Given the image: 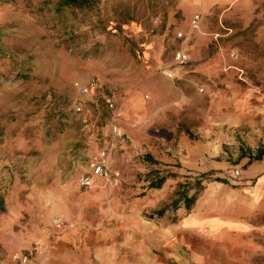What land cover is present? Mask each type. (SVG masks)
I'll list each match as a JSON object with an SVG mask.
<instances>
[{"label":"rangeland","instance_id":"rangeland-1","mask_svg":"<svg viewBox=\"0 0 264 264\" xmlns=\"http://www.w3.org/2000/svg\"><path fill=\"white\" fill-rule=\"evenodd\" d=\"M262 149L264 0H0V264H264Z\"/></svg>","mask_w":264,"mask_h":264},{"label":"built area","instance_id":"built-area-1","mask_svg":"<svg viewBox=\"0 0 264 264\" xmlns=\"http://www.w3.org/2000/svg\"><path fill=\"white\" fill-rule=\"evenodd\" d=\"M201 16L200 14H195L191 20V29H194L198 26V23L200 22ZM177 39L182 42V46L185 44V42L188 40L189 35H185L182 32L177 33ZM175 62L179 65H184L188 62V56L185 53L183 49L178 51L175 55ZM166 76L168 78H172V75L170 73H166ZM96 86L95 80L90 79L87 84L83 87H78V93L79 95H84L91 89H93ZM104 103L109 111H113L115 109V104L113 100L109 97H106L104 99ZM75 112L81 111V107L79 104L75 105L74 108ZM108 131L110 135L111 140V147L102 149L97 153V155L90 161L89 163V171L85 174H83L79 180V184L83 188H91L94 185V182L96 178H102L110 186H116L119 182V173L113 172L109 165V158L110 155L114 149V145L116 142L122 139V132L118 125V119L115 116H112L110 118L109 124H108ZM21 261L24 263L28 262V255L21 256Z\"/></svg>","mask_w":264,"mask_h":264},{"label":"trees","instance_id":"trees-1","mask_svg":"<svg viewBox=\"0 0 264 264\" xmlns=\"http://www.w3.org/2000/svg\"><path fill=\"white\" fill-rule=\"evenodd\" d=\"M91 0H60V3L63 5H75V6H84L89 5ZM264 156V149L260 150L256 157H254V160H261ZM149 158V157H147ZM170 175L166 176H160L156 177L155 180L151 181L148 185L149 189H160L162 188L165 181L170 178ZM205 181H213L218 183L226 184L227 181L225 179L219 178V177H213L212 173H203L199 176L197 181L195 183H191L190 181H186L184 184H180V189H178L177 194L178 197L174 199L171 202V205L169 208H172L173 210L179 209L180 206H183L184 209L188 210L190 209L197 196V192L199 191V188L203 187V182ZM190 188L194 190L193 194L189 195ZM156 217H160L163 214V210H159L156 213H154ZM153 216V215H151Z\"/></svg>","mask_w":264,"mask_h":264}]
</instances>
